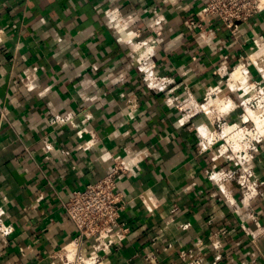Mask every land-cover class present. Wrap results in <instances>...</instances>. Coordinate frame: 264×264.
<instances>
[{"label": "crops", "instance_id": "obj_1", "mask_svg": "<svg viewBox=\"0 0 264 264\" xmlns=\"http://www.w3.org/2000/svg\"><path fill=\"white\" fill-rule=\"evenodd\" d=\"M203 4L0 0V211L15 227L0 235V264H62L76 233L63 204L115 161L135 169L118 183L129 231L99 264H264V140L251 162L219 155L201 146L214 123L174 101L219 91L232 102L223 119L241 120L245 95L228 74L241 64L264 80V8L236 28L213 19L199 30L189 19ZM149 73L166 81L150 89ZM58 114L75 125L53 123ZM223 169L252 171L259 196L245 205L231 178L234 203L224 201L210 177Z\"/></svg>", "mask_w": 264, "mask_h": 264}, {"label": "built area", "instance_id": "obj_2", "mask_svg": "<svg viewBox=\"0 0 264 264\" xmlns=\"http://www.w3.org/2000/svg\"><path fill=\"white\" fill-rule=\"evenodd\" d=\"M262 8H264V0H204L200 18H190L189 24L196 29L203 30L206 23L212 22L213 19H219L227 27L236 28L239 22L248 20ZM162 21L163 18H158L154 24L159 25ZM144 45V42H137L133 53L134 62L140 66H145L149 57L148 52L142 51ZM237 68L243 70L244 65H239ZM243 72L246 73L244 70ZM144 80L150 89L160 87V82L166 81L152 73L146 74ZM220 94L219 91L209 93L202 104L190 94L184 98L176 96L174 101L184 111H194L198 114L208 99ZM245 96L238 105L243 109L240 121L230 124L224 120L221 123V119L218 118L221 124H217V126L223 132L222 135L226 137L224 138L226 143H219L223 137L215 126L213 134L209 138L201 140L202 147L209 148L219 144V155L226 156V158L242 159L244 164L253 160V150L258 142L264 140V134L259 132L256 123L245 118L247 108H250L264 119V80L249 81ZM223 100H226L225 96ZM132 109L134 111V107ZM52 122L59 126H74L75 118L70 114H58ZM249 122L253 125L249 126ZM226 124L231 126L230 133L225 132ZM132 172H135V169L131 163L115 161L110 172L103 178L72 192L70 199L63 204V207L66 215L73 223L76 233L60 252L62 264H99L102 262V258L125 238L129 228L121 221L123 196L118 191V183L121 177ZM210 177L222 192L224 201L234 203L226 187V182L231 178H235L238 182L241 188L242 201L245 205H250L251 201L260 194V182L252 171L232 172L223 169L211 172ZM257 227H261L259 222H257ZM14 230V225L6 222L4 212L0 211V235L6 237L11 235ZM84 244L89 247L86 252L83 251ZM189 264H200V262L192 260Z\"/></svg>", "mask_w": 264, "mask_h": 264}, {"label": "rangeland", "instance_id": "obj_3", "mask_svg": "<svg viewBox=\"0 0 264 264\" xmlns=\"http://www.w3.org/2000/svg\"><path fill=\"white\" fill-rule=\"evenodd\" d=\"M243 70L245 71L246 70V68H245V66H244V68H243ZM243 70H242V72H243ZM243 77H242V79H241V83H234V85L236 86V87H239L240 88V90L243 92V96L245 95V92L247 91V85H248V82H247V78H246V74L243 72ZM230 77H231V74L229 73L228 74V79L230 80ZM224 96H225V94H220V95H218V96H212V99H208V101H206V104H205V106L208 108L205 112H204V106H203V109H201V111L198 113V116H200L201 117V119L202 120H205V121H208L209 123H214V126L216 127V130L219 132V133H221V137H223L221 140H220V142L219 143H223V142H225L224 141V138H226V137H224L223 135H222V131H221V129H219L218 128V126H217V124H221L222 122H224V119H223V117H222V115H220V113L218 112L219 111V108H218V106L220 105V102L221 101H223V98H224ZM247 96V95H246ZM246 96H244V97H246ZM211 100H213V101H211ZM229 99L226 101V100H224V102H226V103H229ZM213 104V105H210L211 103ZM201 104L202 103H204V101L203 102H200ZM232 103V102H231ZM232 106V105H231ZM206 109V108H205ZM243 112V111H242ZM256 114H257V112H256ZM220 115V116H219ZM218 118H220L221 120H220V122L218 121ZM231 124V123H230ZM253 125V123H251V122H249V126H252ZM226 126H227V124H226ZM225 126V127H226ZM226 143V142H225Z\"/></svg>", "mask_w": 264, "mask_h": 264}, {"label": "bare ground", "instance_id": "obj_4", "mask_svg": "<svg viewBox=\"0 0 264 264\" xmlns=\"http://www.w3.org/2000/svg\"><path fill=\"white\" fill-rule=\"evenodd\" d=\"M241 65V64H240ZM243 72L240 68H236L232 74H231V77H230V81H231V85L233 86L234 83H241V79L243 77ZM229 85V84H228ZM213 101V100H211ZM211 103V102H210ZM210 105H213L212 103ZM232 103H226L223 101L220 102V105H219V110L221 113H225V112H228V110H230V108H232ZM204 112L208 109L205 105H204ZM206 113V112H205ZM245 118H248L249 120H253L256 125H257V128L258 130H260L259 132L264 134V129H263V126H264V119H262L260 116H258L253 110H251L250 108H247V113H246V116ZM230 130H231V126L228 125L226 128H225V132L226 133H230ZM206 135V133H205ZM233 136H236V134H233Z\"/></svg>", "mask_w": 264, "mask_h": 264}]
</instances>
